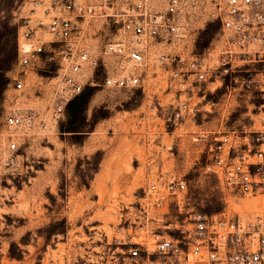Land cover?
Instances as JSON below:
<instances>
[{"label": "rangeland", "instance_id": "374dc122", "mask_svg": "<svg viewBox=\"0 0 264 264\" xmlns=\"http://www.w3.org/2000/svg\"><path fill=\"white\" fill-rule=\"evenodd\" d=\"M184 2L182 34L156 42V51L186 56L216 44L220 23L213 0ZM28 7V0H0V152L11 132L22 154L18 171L0 166V264H134L127 254L139 230L132 211L144 184L160 171L186 179V206L220 209L230 198L201 168L208 146L203 133L259 126L264 97L229 74L202 83L191 75L188 89L179 92L178 68L170 64L143 86L110 88L95 77L82 88L88 99L79 110L72 96L55 116L54 63L31 68L16 62ZM107 36L92 39L91 50L97 52ZM14 76L22 86H15ZM177 97H188L189 108L173 126L165 117ZM15 107L34 114L7 125L4 114ZM237 201L245 216L256 207L254 197Z\"/></svg>", "mask_w": 264, "mask_h": 264}, {"label": "built area", "instance_id": "2783aa9c", "mask_svg": "<svg viewBox=\"0 0 264 264\" xmlns=\"http://www.w3.org/2000/svg\"><path fill=\"white\" fill-rule=\"evenodd\" d=\"M28 3L16 62L31 68L54 63L50 83L55 116L95 77L110 88L143 86L148 75L170 64L178 68L173 75L180 77L179 92L188 89L191 75L202 83L229 74L264 97V0H213L220 23L217 42L186 56L154 47L182 34L184 0ZM100 33L108 36L93 52L92 39ZM14 84L20 87L22 80L14 76ZM188 108V97H177L170 102L166 122L177 125ZM33 114L31 108L15 107L4 114V122L16 126ZM206 132L201 168L220 180L230 199L223 198L221 208L210 212L186 206L189 194L182 175L160 171L150 177L131 216L139 229L127 247L134 264H264V121ZM6 139L0 166L18 171L19 143L11 132ZM240 197L256 199L247 216L235 206Z\"/></svg>", "mask_w": 264, "mask_h": 264}, {"label": "trees", "instance_id": "16d2710c", "mask_svg": "<svg viewBox=\"0 0 264 264\" xmlns=\"http://www.w3.org/2000/svg\"><path fill=\"white\" fill-rule=\"evenodd\" d=\"M75 98L74 99H79L80 102L78 104H76L74 107V110H79V108H81L82 104H84L86 102V100L88 99L87 95L85 94V91L82 89L80 90L76 95H74ZM74 99L73 100H70L68 103H66L67 105H70L72 104V102H74ZM78 102V101H77ZM70 129H74V128H70Z\"/></svg>", "mask_w": 264, "mask_h": 264}]
</instances>
